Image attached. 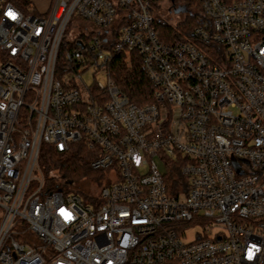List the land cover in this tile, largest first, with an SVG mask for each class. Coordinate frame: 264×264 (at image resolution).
Instances as JSON below:
<instances>
[{"label": "built area", "instance_id": "built-area-1", "mask_svg": "<svg viewBox=\"0 0 264 264\" xmlns=\"http://www.w3.org/2000/svg\"><path fill=\"white\" fill-rule=\"evenodd\" d=\"M193 1L0 0V264H264V0ZM164 10L190 36L162 37ZM123 53L153 103L116 86ZM74 144L104 176L88 205L39 167Z\"/></svg>", "mask_w": 264, "mask_h": 264}, {"label": "trees", "instance_id": "trees-1", "mask_svg": "<svg viewBox=\"0 0 264 264\" xmlns=\"http://www.w3.org/2000/svg\"><path fill=\"white\" fill-rule=\"evenodd\" d=\"M15 5L18 4L15 3ZM195 6L196 11H198L197 4ZM194 25L195 16L184 19L176 28L178 29L179 27L184 35L190 36V29ZM160 31L162 37L168 36L172 40L180 38L170 27L167 30ZM69 48H72V46L64 42L61 51L63 52L64 49ZM111 71L115 75L116 86L131 103L139 107L153 103V88L144 75L140 59L136 54L130 53L127 55L123 53L118 55L115 58ZM92 159L93 156L82 144H74L64 153H58L51 146H44L41 149L39 157V167L43 173L46 187H55V181H59V184H72V186H76L82 180L87 179L89 182L98 180L100 176H97L98 173H95L90 168ZM52 173L59 175H50ZM182 181L179 165L175 163L170 164L165 175V182L169 192L173 194Z\"/></svg>", "mask_w": 264, "mask_h": 264}, {"label": "rangeland", "instance_id": "rangeland-1", "mask_svg": "<svg viewBox=\"0 0 264 264\" xmlns=\"http://www.w3.org/2000/svg\"><path fill=\"white\" fill-rule=\"evenodd\" d=\"M172 3V2H171ZM195 2L193 0H180L177 1L176 5V9H180L181 7H183L184 9L186 8L187 11L192 12L193 14H195L196 12V6H195ZM185 9V11H186ZM162 16H159V21H160V30H167V26L165 25L164 19L168 20L169 22L175 24L178 21H182L183 17H180L179 20L176 17H173L172 15H167L166 14V10L163 11ZM172 31H175V33H177L178 36H183V37H187L184 36V33L181 29L177 28H173L171 27ZM69 33L71 32V27L68 29ZM72 34V33H71ZM166 34V33H165ZM82 79L84 80V82L86 83L87 86L91 87L96 83H100L102 85H106V78L102 73H97L94 74L93 71H87L86 73L83 74ZM155 164L157 165L158 170L162 173L165 174L166 170H165V165L159 160V159H155ZM146 172V170H145ZM100 176L98 177V180L100 178H104L103 175H97ZM98 180H94L95 182L90 183L89 180H82L81 182H79L78 184H76V186H72L69 187L67 184H59V181H55V185L59 186L61 189L64 190V192L69 193V194H76L78 195L84 202L85 204H90V202L98 200V195L103 187V185L98 183ZM33 186L36 188L37 185L34 183ZM55 186V187H56ZM54 188V187H52ZM200 231V229L198 227L196 228H192V229H188L185 231L186 234V239H184L185 242H193L195 240V235Z\"/></svg>", "mask_w": 264, "mask_h": 264}, {"label": "water", "instance_id": "water-1", "mask_svg": "<svg viewBox=\"0 0 264 264\" xmlns=\"http://www.w3.org/2000/svg\"><path fill=\"white\" fill-rule=\"evenodd\" d=\"M172 1V0H171ZM186 11H185V9L183 8V7H181L180 9H175L174 10V13L175 14H180V13H185Z\"/></svg>", "mask_w": 264, "mask_h": 264}, {"label": "snow or ice", "instance_id": "snow-or-ice-1", "mask_svg": "<svg viewBox=\"0 0 264 264\" xmlns=\"http://www.w3.org/2000/svg\"><path fill=\"white\" fill-rule=\"evenodd\" d=\"M7 15L10 16L12 19H16L15 14L12 12H8Z\"/></svg>", "mask_w": 264, "mask_h": 264}, {"label": "flooded vegetation", "instance_id": "flooded-vegetation-1", "mask_svg": "<svg viewBox=\"0 0 264 264\" xmlns=\"http://www.w3.org/2000/svg\"><path fill=\"white\" fill-rule=\"evenodd\" d=\"M177 1H180V0H172V6H176L175 4L177 3Z\"/></svg>", "mask_w": 264, "mask_h": 264}]
</instances>
